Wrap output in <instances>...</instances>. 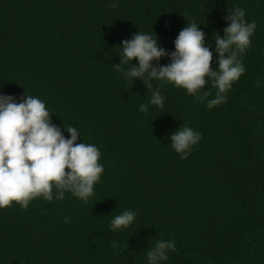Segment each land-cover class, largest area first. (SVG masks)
Here are the masks:
<instances>
[{
	"label": "trees",
	"instance_id": "obj_1",
	"mask_svg": "<svg viewBox=\"0 0 264 264\" xmlns=\"http://www.w3.org/2000/svg\"><path fill=\"white\" fill-rule=\"evenodd\" d=\"M234 6L257 28L226 103L208 109L211 81L202 102L116 70L122 41L139 31L173 51L198 22L214 50ZM0 86L18 100L39 97L54 124L99 148L105 169L87 201L66 192L0 209V264H147L158 239L176 244L164 264H264V0H0ZM157 88L164 107L140 112ZM183 122L202 134L187 159L168 139ZM125 210L138 213L135 222L113 232Z\"/></svg>",
	"mask_w": 264,
	"mask_h": 264
},
{
	"label": "clouds",
	"instance_id": "obj_2",
	"mask_svg": "<svg viewBox=\"0 0 264 264\" xmlns=\"http://www.w3.org/2000/svg\"><path fill=\"white\" fill-rule=\"evenodd\" d=\"M245 17V10L238 6L228 11L224 17L227 23L224 35L215 32L214 50L205 46V32L198 27V22L188 23L179 32L173 51L161 47L156 35L139 31L131 39L122 41V48L116 54L120 63L114 66L117 71L127 66L124 75L133 84L138 79L150 88L149 81L153 79L167 82L184 88L202 102L211 95L203 91L211 81L217 89L215 98L207 101L208 109H212L227 102V93L247 70L242 56L252 46L257 22L249 23ZM214 52L218 54L216 69L211 67ZM162 58H168L170 63L159 64ZM134 59L138 64H132ZM256 86L260 87L261 82L257 81ZM164 103L165 98L157 88L148 103L140 104L139 111L147 114L150 106L163 108ZM51 114L37 96L26 94L18 100L14 95L0 92V209L16 202L27 210L36 198L43 197L49 202L63 200L66 192L83 201L95 194L94 187L105 171L99 163L101 151L94 144L78 143L81 132L73 126H57ZM64 130L70 133V138L63 135ZM168 139L180 158L187 159L202 134L183 122ZM137 214L125 210L115 215L110 229L116 232L128 228ZM71 222L70 216L65 217L64 223ZM113 247L118 244L113 242ZM175 249L174 240L158 239L154 247L148 248L147 264H164L169 252Z\"/></svg>",
	"mask_w": 264,
	"mask_h": 264
}]
</instances>
